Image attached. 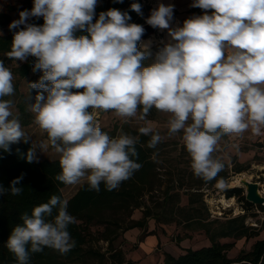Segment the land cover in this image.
<instances>
[{
  "label": "clouds",
  "instance_id": "1",
  "mask_svg": "<svg viewBox=\"0 0 264 264\" xmlns=\"http://www.w3.org/2000/svg\"><path fill=\"white\" fill-rule=\"evenodd\" d=\"M97 2L33 0V7L9 24L8 58L35 57L32 70L43 73L28 83L37 94L27 110L60 156L57 181H86L94 191L103 184L112 191L140 169L134 159L139 137L123 131L110 137L96 122L99 111H114L125 122L145 121L138 131L150 137L149 148L162 136L146 117L153 109L169 114L167 134L182 133L193 174L205 181L224 167L213 156L222 136L249 129L264 134V0H193L190 6L203 14L175 27L174 5L159 3L146 23L167 30L169 39L150 62L144 27L129 23L128 12L116 8L100 12L93 22ZM130 8L143 15L140 3ZM33 18L44 22L31 23ZM78 31L87 35L77 36ZM13 80L0 60V150L5 152L11 144L29 141L13 117L12 101L3 99L14 94ZM24 158L36 159L34 145ZM22 180L23 174L8 188L0 184V195H20ZM19 219L6 242L16 264H30V255L46 247L61 254L75 247L69 226L76 219L61 196L52 195Z\"/></svg>",
  "mask_w": 264,
  "mask_h": 264
},
{
  "label": "rangeland",
  "instance_id": "2",
  "mask_svg": "<svg viewBox=\"0 0 264 264\" xmlns=\"http://www.w3.org/2000/svg\"><path fill=\"white\" fill-rule=\"evenodd\" d=\"M141 1L143 15H140V25L146 23L151 10L159 3L174 5L171 22L173 27L182 26L183 21L193 15L203 14L201 9L190 6L193 0ZM99 3L100 0L97 5ZM32 7L33 0H0V12L10 13L12 20L19 19V12ZM9 32L8 25L0 24V34ZM148 38L153 39L149 46L152 53L150 62L163 43L168 41V31L158 28ZM30 58L31 56L26 61ZM0 60L13 73L15 91L8 98L12 100L13 117L20 122V104L28 108L37 94L36 90L29 89L28 83L38 81L43 73L33 72L31 67L26 75H21L16 69L26 61L9 59L7 54L2 55ZM169 118V114L155 109L146 117L161 134L162 140L154 152L156 166L144 171L143 175H135L130 181L133 188L136 187L134 183H137L143 189L133 190V200L116 199L107 206L104 201H100L102 205L99 209L102 211H96L90 222L77 220L83 231L80 241L75 242V247L66 254L52 250V254L39 264H161L166 253L176 255L185 248H197L212 243L210 234L200 220L208 222L215 240L233 244L227 251L232 258L241 250H250L257 239L264 237V204L262 207L261 204L253 203V206L246 208L245 202L238 195L234 196L235 205L225 206L220 201L222 196L231 198L227 196L225 189L228 185L239 184L237 177L243 176V173H249L250 180L258 181L264 194V134L255 135L249 129L240 135L222 136L213 156L224 167L216 178L205 181L193 174L182 133L173 136L167 134L166 123ZM96 122L110 137L121 131L136 136L134 131H138L145 123L136 118L125 122L114 111H99ZM20 124L36 147V158H60L48 144L47 133L34 121L28 125ZM241 167L245 169L236 172ZM220 180L224 181V187L218 186ZM85 182L63 186L64 197L68 200ZM240 186H243L245 195L246 187L242 184ZM118 203L122 205L119 206ZM192 216L201 219L192 221ZM233 218L236 219L232 220ZM242 221L248 227L245 231ZM228 225H237L238 230L233 231V234L222 235V230H227ZM241 231L250 235H242ZM152 236L157 242L145 246L144 243Z\"/></svg>",
  "mask_w": 264,
  "mask_h": 264
},
{
  "label": "trees",
  "instance_id": "3",
  "mask_svg": "<svg viewBox=\"0 0 264 264\" xmlns=\"http://www.w3.org/2000/svg\"><path fill=\"white\" fill-rule=\"evenodd\" d=\"M140 3L141 0H123L122 3L117 2V0H100V3L96 6L95 12L98 18L99 13L107 11L111 8H116L122 12H128L131 17L129 23L140 24V15L132 11L130 5L132 3ZM12 16L8 12H0V24L8 25L12 22ZM31 23L43 24L42 18H33ZM79 35H87L86 32L78 31L76 33ZM13 38V33L10 31L8 34H0V57L6 55L11 51V41ZM150 52H151V48ZM4 62V61H3ZM35 62V57H32L17 67L21 75H26ZM149 62V61H147ZM5 66L7 64L4 62ZM5 100H11L8 96L3 97ZM20 122L23 125H28L34 121V115L27 110L24 104H20ZM135 135L139 137V142L136 145V150L138 153L137 163L141 164V167L136 171L133 176L121 183V185L112 191L105 189L103 184L100 185L99 191L89 190L87 182L81 184L77 192L70 197L68 200L64 197L62 192V187L65 186L63 182L57 181L56 176L61 172V167L59 164L60 158H36L33 162L29 163L24 158L29 148L32 147L33 143L29 140L27 143L21 141L19 143L11 144L10 151L5 152L0 150V184L5 188H8L10 182L16 177L23 174V180L21 181V186L23 187V192L18 196H13L10 193L0 195V264H16L14 255L6 247V242L10 235L12 228L21 223L19 217L21 214L27 212L31 214L32 209L35 206H39L42 203H46L52 195L61 196L63 199L68 201V212L73 215L76 219V223L69 226V232L75 242L80 241L82 237V229L79 228L80 224L77 220H83L85 222H90L94 217L96 211L102 204L100 201H104L107 205H110V201L116 199L119 200H133V190H142L143 186L136 184V187L131 186L130 181L135 175H140L144 171L156 166V161L154 160L155 148H149L148 141L149 136H143L138 131H134ZM118 134H113L111 137L115 138ZM245 168H239L236 172H241ZM141 172V173H139ZM143 175V174H142ZM134 181V180H133ZM227 196L238 195L245 202L246 208L253 206V202L246 199L243 194V186L227 187L225 189ZM194 202V200H192ZM119 206L122 203H118ZM263 207V204H261ZM99 209V210H98ZM102 211V210H101ZM56 215V210H53V216ZM193 217V218H192ZM192 221L200 220L201 218H194ZM50 219V218H49ZM236 218H233L234 220ZM203 227L206 232L210 234L213 240L210 245H204L201 247L185 248V251L175 255L172 253H166L164 261L162 264H264V237L257 239L250 250H241L236 257L228 256V249L233 244L230 242H220L215 240L213 231L209 226L208 222H204ZM242 227L245 231L247 226H245L242 221ZM242 229V228H240ZM238 230L237 225L229 226L227 230H222V235L233 234V231ZM264 230V228H263ZM244 231H241L242 235H250ZM254 235L256 233H253ZM51 248H44L40 253H35L30 255V264H39L46 260L50 254H52ZM122 260V259H121ZM121 263V261H120ZM131 264H136L131 262Z\"/></svg>",
  "mask_w": 264,
  "mask_h": 264
},
{
  "label": "water",
  "instance_id": "4",
  "mask_svg": "<svg viewBox=\"0 0 264 264\" xmlns=\"http://www.w3.org/2000/svg\"><path fill=\"white\" fill-rule=\"evenodd\" d=\"M145 29L143 39L148 38L150 35L154 34L158 28H153L147 23L142 25ZM242 185L246 187V199L255 204H264V194L260 191V183L258 181L249 180L247 178L241 179ZM240 185H228L227 187H234Z\"/></svg>",
  "mask_w": 264,
  "mask_h": 264
},
{
  "label": "bare ground",
  "instance_id": "5",
  "mask_svg": "<svg viewBox=\"0 0 264 264\" xmlns=\"http://www.w3.org/2000/svg\"><path fill=\"white\" fill-rule=\"evenodd\" d=\"M144 43H147V44H149V46L151 45V43H152V41H153V39H151V38H148V39H144V40H142ZM242 178H247V179H249L250 180V178H251V175L249 174V173H243V176H239V177H237V182L239 183V184H232V185H241L242 184V182H241V179ZM235 180V179H234ZM240 181V182H239ZM260 191H261V193H263L262 192V189H260ZM212 201H214V200H212ZM220 201L221 202H223V204L225 205V206H231V205H233L234 203H235V198H234V196H231V198H227V197H225V196H222V197H220ZM235 205V204H234Z\"/></svg>",
  "mask_w": 264,
  "mask_h": 264
},
{
  "label": "crops",
  "instance_id": "6",
  "mask_svg": "<svg viewBox=\"0 0 264 264\" xmlns=\"http://www.w3.org/2000/svg\"><path fill=\"white\" fill-rule=\"evenodd\" d=\"M187 2V1H186ZM150 48V47H149ZM155 242H157V239L155 238V237H150V239L146 242V243H144V245L145 246H147L148 244H151V243H155ZM183 251H185V249H183L182 251H180L179 253H181V252H183ZM178 253V254H179ZM149 254V253H148ZM177 255V254H176ZM163 261H164V259H163ZM163 261L161 262V264L163 263ZM124 264V263H123Z\"/></svg>",
  "mask_w": 264,
  "mask_h": 264
}]
</instances>
